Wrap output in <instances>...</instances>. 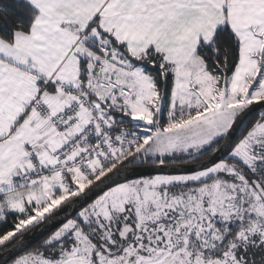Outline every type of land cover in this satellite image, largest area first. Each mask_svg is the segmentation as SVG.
<instances>
[{"label": "snow or ice", "instance_id": "snow-or-ice-1", "mask_svg": "<svg viewBox=\"0 0 264 264\" xmlns=\"http://www.w3.org/2000/svg\"><path fill=\"white\" fill-rule=\"evenodd\" d=\"M0 264H264V0H0Z\"/></svg>", "mask_w": 264, "mask_h": 264}]
</instances>
